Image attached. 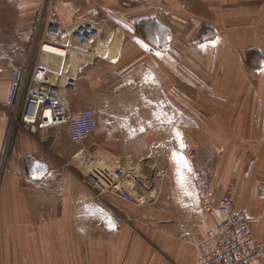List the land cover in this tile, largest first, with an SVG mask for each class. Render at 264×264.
<instances>
[{
	"label": "crops",
	"instance_id": "0c3cea01",
	"mask_svg": "<svg viewBox=\"0 0 264 264\" xmlns=\"http://www.w3.org/2000/svg\"><path fill=\"white\" fill-rule=\"evenodd\" d=\"M186 5L221 7L217 21L222 22L228 7L259 12L264 0H0V264H194L196 248L180 235L205 233L223 214L200 208L184 151L188 145L181 147L180 97L174 96L175 90L179 93L180 64L175 56L182 22L197 21L183 12ZM49 15L63 25L92 21L101 30L92 62L72 55L67 62L63 59L61 72L57 58L55 63L43 59L52 72L68 77L61 87L74 111L91 102L101 167L111 174L124 164L138 167L121 183L130 187L131 201L107 191V205L95 203L96 191L85 183L84 153L67 128L28 129L15 120L16 107L7 104L13 72L5 71L28 68L20 65L33 53L39 25L42 21L43 31ZM223 32L216 29L214 38L198 45L212 46L216 56L238 54L241 66L229 56L232 67L251 75L264 72L260 43L244 46L249 35L237 30L227 46ZM251 51L256 55L248 63ZM6 55L11 57L6 60ZM36 56L33 67L42 59L40 53ZM226 62L230 64L228 58ZM148 85L154 97H135L137 88L141 92ZM171 86L173 97H165ZM127 91L130 97H112ZM234 98L241 105V126H254L264 107L262 97ZM211 120L190 128L200 151L212 149ZM257 131L253 127L249 133L259 135ZM153 141L155 153L149 144ZM200 151L205 162L207 154ZM174 157H183L191 171ZM218 173L213 177L216 205L229 184ZM235 186L238 208L248 216L255 236L264 240V187L247 178Z\"/></svg>",
	"mask_w": 264,
	"mask_h": 264
},
{
	"label": "rangeland",
	"instance_id": "374dc122",
	"mask_svg": "<svg viewBox=\"0 0 264 264\" xmlns=\"http://www.w3.org/2000/svg\"><path fill=\"white\" fill-rule=\"evenodd\" d=\"M228 8L230 9L229 14L221 22L217 21L221 7L212 8L192 5L182 7L185 14H194L197 17V21L189 24L182 22V33L178 43L179 53L175 56L180 64L179 93H177V90L174 93L175 97H180L182 126L180 139L182 144L186 143L188 145V149H184L186 154L192 146L197 151H200L199 145L201 146V143L196 138L195 131L190 128L197 125L203 126L204 119L212 117V149L210 152L200 151L201 154H207L205 158H212L207 163L212 179L214 174L219 171L218 176L227 183L236 184L239 179L247 178L264 187V107L260 111L261 117L255 119V125L253 126L252 123H248V126L246 125L244 128V125L241 126L242 118H238L237 116L241 105L234 98L262 97L264 102V72L262 71L258 76L251 75L244 68L232 67L234 64L230 63L229 56H234L237 63L241 66L238 54L225 53L224 55L219 54L216 56L214 49L211 48L212 46L207 44L198 45L199 42L214 38L215 30L218 29L221 32L226 31V35L223 32L225 35L224 39L226 40L225 44L230 46V40L232 42L236 38L229 37L233 32L238 30L246 33V36L249 35V38L247 37L243 44L244 46L260 43L264 50V6L260 7L259 12L258 10L253 12L252 7L245 6H232ZM41 14L44 16V12ZM253 14L256 15L254 19ZM257 14L259 15L257 16ZM38 53H40L39 44L36 45L34 43L33 53L29 54L25 64L20 66L28 65V67L32 68L36 61V54ZM247 53V62L249 63L256 53L252 51ZM72 55L78 58V61H81L82 58L87 59L88 62L93 61V57L75 52H70L66 57L54 55L48 58L47 54L46 57L52 63H55L56 59L54 60V58H57L59 62L57 70L60 69L62 72L65 64L63 63V59L67 62L68 57ZM259 56L263 60L264 54L260 53ZM10 57L11 55H6V60ZM227 58L230 64H227ZM40 62L44 64L48 63L43 58ZM8 72L12 73L13 70H6L5 74ZM52 74L55 80L65 85V79L68 78L65 74H57L56 72H52ZM141 89V92L138 88L136 89L138 94H135V97H154L156 94L152 91L153 86L151 85L142 86ZM144 89L148 90L147 95L144 94ZM62 92H64L63 89ZM172 92V86L166 87L165 97H173ZM65 96L67 97V95ZM89 96L91 98L90 94L85 95V97ZM79 97L84 96L79 95ZM112 97H130V93L128 91L124 94L113 92ZM231 99L233 101H230ZM86 108H92L91 102L88 103ZM221 115L225 117L221 119ZM253 127L258 130L259 135L249 133V130L253 129ZM243 132L245 135L242 134ZM95 136L77 143V148L84 153L83 162L86 167V175H89L88 182L85 183L97 193L103 190L102 186H110L111 181H116V178L114 173H108L101 167L102 163L97 158L99 152L94 144ZM156 143V141L149 142L154 148V150H151L153 153H155ZM125 166L124 164L121 167L125 168ZM136 189L137 187L134 190ZM262 194L264 195V188L262 189ZM134 195L138 196L136 193Z\"/></svg>",
	"mask_w": 264,
	"mask_h": 264
},
{
	"label": "built area",
	"instance_id": "2783aa9c",
	"mask_svg": "<svg viewBox=\"0 0 264 264\" xmlns=\"http://www.w3.org/2000/svg\"><path fill=\"white\" fill-rule=\"evenodd\" d=\"M41 23L35 41L36 45L39 44L40 59L48 53L61 57L70 52L90 55L102 36L99 27L92 21L63 25L49 15L45 18L43 31ZM63 97L61 84L54 79L46 63L14 69L7 104L16 107V121L21 120L25 127L32 130L65 126L70 139L78 143L92 138L97 131L93 109L84 108L76 112ZM187 157L193 168L200 208L204 212L218 211L223 214V219L205 233L187 231L180 235L182 240L196 248L194 264H255L264 260V240L255 236L248 216L238 208L235 184L227 185L216 205L215 184L207 164L212 158L201 161L195 147L187 151ZM130 171V166L117 168L114 171L116 181L110 186H102L103 190L94 197L95 203L107 205L104 196L107 191H114L124 200L131 201L130 187L121 185Z\"/></svg>",
	"mask_w": 264,
	"mask_h": 264
},
{
	"label": "snow or ice",
	"instance_id": "6c2138e0",
	"mask_svg": "<svg viewBox=\"0 0 264 264\" xmlns=\"http://www.w3.org/2000/svg\"><path fill=\"white\" fill-rule=\"evenodd\" d=\"M177 135L179 136V133H177ZM181 147H183V144H182V143H181ZM174 158L177 159L178 162H179V161H183L184 166H185L189 171H191L190 166L188 165L187 161H186L183 157H174Z\"/></svg>",
	"mask_w": 264,
	"mask_h": 264
},
{
	"label": "bare ground",
	"instance_id": "6f19581e",
	"mask_svg": "<svg viewBox=\"0 0 264 264\" xmlns=\"http://www.w3.org/2000/svg\"><path fill=\"white\" fill-rule=\"evenodd\" d=\"M55 54L53 53V54H51V53H48V57H53ZM90 57H96L97 56V54H96V52H95V50H94V52L92 53V54H90L89 55Z\"/></svg>",
	"mask_w": 264,
	"mask_h": 264
},
{
	"label": "water",
	"instance_id": "95a60500",
	"mask_svg": "<svg viewBox=\"0 0 264 264\" xmlns=\"http://www.w3.org/2000/svg\"><path fill=\"white\" fill-rule=\"evenodd\" d=\"M131 170L132 171H138L139 169H138V167H136V166L133 165V166H131Z\"/></svg>",
	"mask_w": 264,
	"mask_h": 264
}]
</instances>
